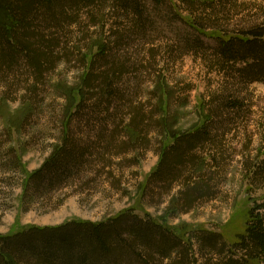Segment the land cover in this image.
Listing matches in <instances>:
<instances>
[{
  "label": "rangeland",
  "instance_id": "374dc122",
  "mask_svg": "<svg viewBox=\"0 0 264 264\" xmlns=\"http://www.w3.org/2000/svg\"><path fill=\"white\" fill-rule=\"evenodd\" d=\"M237 1L242 8L232 14L231 25L225 24L229 30L242 28L236 26L245 24L250 14L259 18L264 12V0ZM189 2L164 0L158 6L144 0L138 23L112 0L78 12L70 9L58 23L34 22L36 34L56 44L57 62L40 80L22 63L0 71V234L30 225L101 221L130 208L143 219L148 213L162 218L179 190L175 185L161 191L150 177L166 137L157 127L163 114L155 91L163 76L173 89L166 115L170 130H194L202 120L215 117L210 105L220 95L234 93L244 104L208 144L218 147L219 152L211 149L216 161L203 154L211 164L203 171L219 173L216 191L188 213L171 217L170 223L202 225L231 241L245 228L250 209L264 203V82L227 80L212 65L214 41L206 37L204 49H185V34L195 36L178 16L187 15ZM202 6H194L197 16ZM100 44L123 63L118 66L123 74L111 89L85 82L87 73L100 70L94 55ZM72 88H82L85 96L70 110ZM101 98L106 107L94 112ZM130 108L145 111L152 120L142 139L125 131L133 117ZM70 143L86 153L78 169L39 187L27 183L28 175L55 149Z\"/></svg>",
  "mask_w": 264,
  "mask_h": 264
},
{
  "label": "trees",
  "instance_id": "16d2710c",
  "mask_svg": "<svg viewBox=\"0 0 264 264\" xmlns=\"http://www.w3.org/2000/svg\"><path fill=\"white\" fill-rule=\"evenodd\" d=\"M104 1L0 0V71L23 64L40 80L43 73L56 64L58 52L54 42L36 34L34 22L45 19L46 23H54L65 18L70 9L78 12L83 6ZM153 1L158 6L164 2ZM179 1H190L187 15L177 16L195 36L189 38L188 33L185 34V49H204L203 38L206 37L214 41L212 54H209L214 59L212 65L227 80L243 85L264 82V12L259 18L250 14L245 24L236 26L242 28L229 30L225 24L231 25L232 14L242 8L237 0ZM112 2L125 15H135L136 23L145 11L144 0ZM199 4L203 6L197 16L194 6ZM94 55L98 57L100 70L96 75L87 73L85 82L111 89L123 74L118 68L123 63L112 51H106L103 44ZM172 90L164 76L157 81V106L163 114L157 127L165 131L166 137L159 163L150 176L151 181L160 185L161 191L169 192L175 185L179 188L167 213L160 219L148 213L143 219L130 208L101 221L70 220L44 227L30 225L10 234H0V264H165V261L167 264H198L197 256L203 259L201 264H264V203L250 209L245 228L232 241L222 232L209 231L202 225L170 223L171 217L188 213L216 191L219 173L203 171L211 165L203 154H209L216 161L218 147L214 149L208 144L244 107L243 100L234 93L220 95L210 105L215 117L202 120L194 130L173 131L168 127L169 117L166 116L170 115ZM69 94L72 110L85 93L82 88H72ZM100 101L98 108H93L94 112L105 109L106 101L103 98ZM130 110L133 117L125 128L126 133L132 131L135 139L146 137L144 134L149 132L152 120L143 110ZM85 156L84 148L73 143L69 147H59L40 169L28 175L26 181L39 187L44 182L66 177L81 166Z\"/></svg>",
  "mask_w": 264,
  "mask_h": 264
}]
</instances>
